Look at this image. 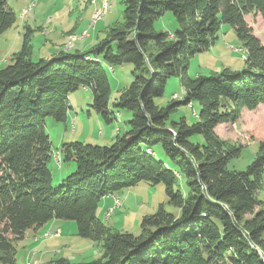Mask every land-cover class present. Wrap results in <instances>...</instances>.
Segmentation results:
<instances>
[{
  "label": "trees",
  "instance_id": "1",
  "mask_svg": "<svg viewBox=\"0 0 264 264\" xmlns=\"http://www.w3.org/2000/svg\"><path fill=\"white\" fill-rule=\"evenodd\" d=\"M7 1L0 0V33L17 18ZM124 2L122 23L90 50L34 61L31 34L25 33L21 51L0 68V264H18L17 244L25 232L52 219L76 221L81 237L104 247L100 259L61 257L54 264H264V201L258 197L264 140L239 171L228 162L243 144L217 132L237 122L243 110L264 105V43L246 20L264 18V0ZM169 11L179 23L173 36L154 25ZM222 24L236 30L248 52L247 67L190 75L191 58L216 41ZM105 64L134 67L131 84L114 103L130 111L128 128L111 145L62 143L61 154L76 168L53 186L46 118L65 121L69 94L79 87L92 89L91 106L106 122L119 117L110 106ZM173 76L181 79L183 99L157 105L155 97L163 96ZM193 101L201 106L195 122L171 117ZM142 181L163 183L175 210L160 205L142 218L139 234L107 228L97 214L101 199Z\"/></svg>",
  "mask_w": 264,
  "mask_h": 264
},
{
  "label": "rangeland",
  "instance_id": "2",
  "mask_svg": "<svg viewBox=\"0 0 264 264\" xmlns=\"http://www.w3.org/2000/svg\"><path fill=\"white\" fill-rule=\"evenodd\" d=\"M124 1L8 0V5L16 13L17 18L10 28L0 33V68L10 64L16 53L21 51L25 33L31 34L30 53L34 61L42 58L41 52L48 44L55 46L58 49L57 51L76 52V42L89 39L93 35L92 38L87 40V50H90L96 45L95 34L103 39L110 27L122 23L125 8ZM93 17H96V19L93 20ZM246 20L253 28L254 34L264 43V18L261 15H247ZM154 25L158 31L168 32L171 36L179 28L177 18L171 11L166 12L157 19ZM28 28L31 29V32ZM86 32L87 35H85ZM247 53L234 27L231 24H222L216 41L208 49L196 53L191 58L188 72L192 76L220 75L225 69L241 73L247 67V60L244 57V54L247 55ZM105 68L111 84L110 106L115 110L117 116H121V119L108 123L96 113L91 106L93 100L92 89L79 87L72 91L69 94V101L73 107L71 106L68 110V118L65 121H56L51 117L46 118V130L50 137L53 152L49 167L55 179L65 178L76 168L75 162L65 160L63 155L61 164L57 163V159L60 161V158L56 156V159L54 154L58 152L62 143L78 141L111 145L114 141L110 142L106 138L107 126L115 125V123L120 124L122 126L121 134L124 125L127 126L130 111L120 110L114 106V103L120 91L131 84L134 78V67L132 64L112 67L105 64ZM113 68H115V72H113ZM183 96L181 79L178 76H173L167 80L163 96L155 97L154 100L157 105L167 106L173 100V97L176 101H180ZM200 109L199 102L193 101V107L192 104L189 106L181 105L171 117L178 119L184 115L187 121L192 123L197 120ZM102 132L104 136L102 138L98 137ZM217 132L226 141L243 144L240 155L229 160L228 168L239 171L245 170L259 153V140H264V105L255 110H243L237 122L221 125ZM198 136L200 143H202V135ZM63 137L64 140H62ZM95 141L99 143H95ZM52 183L53 186L62 184L59 180H54ZM115 194L119 195L120 198L115 197V209L111 215H109L110 207L103 211L101 201L97 213L100 221L114 232L127 231L139 234L142 218L155 213L160 205H163L167 211L175 210L174 206L167 202L163 183L142 181L136 185L122 188ZM258 197L264 201V172ZM112 206H114V203H112ZM56 221L62 222L63 227V236L56 239L58 248L54 249V247L47 246V242H45L57 236V231L45 232L36 241L22 240L17 244L16 258L18 264H26L32 258L35 259L34 264H42L39 262L40 259L38 261L35 257L36 253L47 255L49 260L48 262L44 260L43 264H54L53 261L61 257L71 262H88L103 257V242L81 237L78 234L76 221L52 219L50 222ZM33 254H35L34 257L31 256Z\"/></svg>",
  "mask_w": 264,
  "mask_h": 264
},
{
  "label": "crops",
  "instance_id": "3",
  "mask_svg": "<svg viewBox=\"0 0 264 264\" xmlns=\"http://www.w3.org/2000/svg\"><path fill=\"white\" fill-rule=\"evenodd\" d=\"M7 4H8V1H7ZM9 6V5H8ZM35 6H36V4H35ZM10 8V7H9ZM93 33V32H92ZM91 33V34H92ZM93 37V35L92 36H90L89 37V39L90 38H92ZM89 39H86V40H83V41H78V42H76V52H84V51H88L87 50V40H89ZM95 39H97V41H96V43L95 44H97V42L98 41H100L101 39H100V37L98 36V35H96L95 34ZM94 44V45H95ZM59 47V46H58ZM58 49L55 47V46H52L51 44H48L47 46H46V48L44 49V51H42L41 52V55H42V58H44L45 56H47L46 58H49V57H52V56H54L57 52H59V51H57ZM113 72H115V68H113ZM70 105L73 107V105L70 103ZM112 108V107H111ZM67 118H68V114H67ZM118 119H121V116L119 115V117L117 118V120ZM122 122V121H121ZM127 128H128V126H126V125H124V127H123V133L127 130ZM121 129H122V126L120 125V124H116L115 123V125L114 124H111V125H109V126H107V133H106V138H107V140H110V142L112 141H114V139L116 138V136L117 135H121V133H120V131H121ZM72 135H74V134H72ZM100 136H98V137H100V138H102L103 136H104V133L102 132L101 134H99ZM62 140H64V137L62 138ZM66 140V139H65ZM95 143H99V142H96L95 141ZM61 147V146H60ZM60 147H59V149H60ZM62 174V173H61ZM54 180H59L60 182H62V180H63V177H61V178H59V179H55L54 177H53V181ZM113 195H111L110 194V196H105V197H103L102 199H101V202L103 203V211L107 208V207H110L111 205H112V203H113ZM51 223H53V224H51ZM52 225V226H51ZM60 229L61 230V234H60V236H55V237H52V239H49V240H47V241H45V242H47V246H50V247H54V249H56V248H58L57 246H56V244L58 243L57 241H56V239H59V238H61L62 236H63V227H62V222H58V221H56V222H48V223H46L45 225H43V226H41V227H37V228H32V229H28L26 232H25V235H24V239H23V241H36V240H39L40 239V237L41 236H43V234L46 232V231H49V230H52V231H54V230H56V229ZM32 233V234H31ZM30 236V237H29ZM29 237V238H28ZM28 239V240H27ZM34 255L35 254H33V255H31V256H33L34 257ZM45 256H46V258H45ZM35 257H37V259H38V261H39V259H40V263H42L43 264V261L45 260V261H47L48 262V260L49 259H47L48 257H47V255L46 254H37L36 253V256ZM47 259V260H46ZM32 260H35L34 258H32Z\"/></svg>",
  "mask_w": 264,
  "mask_h": 264
},
{
  "label": "bare ground",
  "instance_id": "4",
  "mask_svg": "<svg viewBox=\"0 0 264 264\" xmlns=\"http://www.w3.org/2000/svg\"><path fill=\"white\" fill-rule=\"evenodd\" d=\"M108 3V2H107ZM104 7V6H103ZM107 9V8H106ZM95 23V22H94ZM88 33L86 32L85 33V35H87ZM240 49H242V48H240ZM243 52H244V50H243ZM244 57L246 58V56H245V54H244ZM56 151V150H55ZM58 156V155H57ZM58 158H60L59 156H58ZM60 160V159H59ZM117 202V201H116ZM49 232V231H48ZM58 234H60V231H57L56 232V235H58ZM49 236V235H48ZM52 236V235H51ZM54 236V235H53Z\"/></svg>",
  "mask_w": 264,
  "mask_h": 264
},
{
  "label": "built area",
  "instance_id": "5",
  "mask_svg": "<svg viewBox=\"0 0 264 264\" xmlns=\"http://www.w3.org/2000/svg\"><path fill=\"white\" fill-rule=\"evenodd\" d=\"M96 17H93V20H95ZM115 209V200H114V206H112L109 210H110V214L112 213V211ZM109 214V215H110ZM57 231H60V230H57Z\"/></svg>",
  "mask_w": 264,
  "mask_h": 264
}]
</instances>
